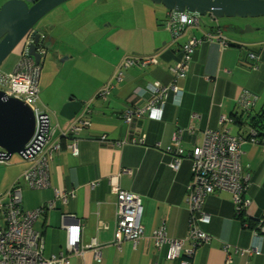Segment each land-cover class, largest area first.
I'll return each instance as SVG.
<instances>
[{
	"label": "crops",
	"instance_id": "1",
	"mask_svg": "<svg viewBox=\"0 0 264 264\" xmlns=\"http://www.w3.org/2000/svg\"><path fill=\"white\" fill-rule=\"evenodd\" d=\"M123 1L130 4L132 11L129 24H122L124 17L121 15L120 24L105 20V26H98V21L107 13L102 6L108 0H89L85 5L97 7L92 8L90 16L83 12L62 21V9L53 14L45 29L37 28L48 48L41 63L40 79L47 63L62 69L65 64L62 56L70 58L73 46L63 41L65 34L73 32L70 24L90 23L95 29L104 28L106 39L112 35L116 39L113 47L103 39L86 45L92 62L89 66L97 71L94 75L100 74L95 83L88 85L89 79L85 81L81 72L75 71L77 76H72L71 85L59 92L52 88L43 90L39 85L38 98L42 103L38 108L49 115L50 121L51 115L55 116L51 126L57 137L62 138L63 129L71 123L58 116L70 97L82 101L83 108H88L90 125L79 133L86 137L77 139L78 154L68 147L71 138L62 140V148L49 160L47 187L35 189L22 182V206L26 210L46 207L34 222L44 242L46 257L66 250L65 226L79 222L81 245L86 250L82 254L68 253V264H179L177 258H169L167 244L161 248L156 246L153 232L164 226L171 238L182 239L188 235L191 213L186 197L192 179L189 152L201 145L203 131L206 128L227 129L231 134L247 136L253 128V120L263 113L264 18L219 21L210 16L174 39L169 30V10L150 0ZM82 18H88L86 24ZM244 24H250L253 30L243 34L234 31V26ZM218 28L229 45H222L216 38ZM206 33L213 36L203 38L192 54L187 74L178 79L183 88L181 99L174 101L170 97L163 105L160 120L143 114L127 122L125 110L144 106L152 100L147 93L149 83L173 81L170 68L180 60L182 45L189 38H202ZM251 51L257 54L256 61L250 59ZM126 56H156L158 63L128 67L118 81L114 74ZM254 64L256 68L252 67ZM108 82H114L113 88L106 96H98ZM244 90L255 96L247 110L237 103ZM222 116L226 120L222 121ZM179 130L183 133L182 146L186 155L175 169L170 166L172 158L165 148L174 132ZM144 134V143L133 142ZM102 135L106 136V141L100 140ZM121 140H128V143L110 144ZM242 150L241 160L250 180L246 194L251 204L243 217L236 216L230 193L209 194L204 211L210 216V222L201 223L200 228L210 234L212 240L196 248L190 257L191 264H264V232L259 238L253 236V228L264 217V144L244 142ZM7 161L0 162V198L32 164V160L22 157ZM115 188L137 194L142 200L145 233L136 244L128 240L115 241ZM245 222L249 227L244 226ZM2 223L0 215V225ZM94 242L98 245L88 248ZM256 242L261 251L259 255L241 257L236 252L235 247L246 248ZM225 244L233 247L226 252ZM94 247L100 250V260L95 258ZM190 247L186 241L182 252Z\"/></svg>",
	"mask_w": 264,
	"mask_h": 264
},
{
	"label": "built area",
	"instance_id": "2",
	"mask_svg": "<svg viewBox=\"0 0 264 264\" xmlns=\"http://www.w3.org/2000/svg\"><path fill=\"white\" fill-rule=\"evenodd\" d=\"M199 24L200 18L197 14L178 11H170L169 13V30L174 39L179 37L188 27L198 26ZM205 36L211 38L213 35L206 33L202 38L191 37L182 45L180 60L170 68L173 73V81L169 84L149 83L147 93L152 96V100L144 106L127 109L124 113V119L127 122H130L135 116L143 114H147L150 119L160 120L163 114V105L166 101L170 97L174 101L181 99L183 88L179 86L178 79L187 74L192 54L195 48L202 43ZM216 38L222 45H229L219 28L216 30ZM31 40L30 35L25 38L21 60L14 70L0 75V85L2 86L0 88L11 96L26 100L34 108L37 118L35 134L26 145L27 149L24 153L26 158L32 159L33 162L0 198V215L4 221V225L0 226V264H68V253L82 254L86 250L81 245L80 223L75 222L65 226L67 233L66 250H61L58 254L46 257L43 254L44 242L41 234L34 228L35 220L44 212L46 207L26 210L22 206V182L35 189L47 187L49 185V160L56 151L62 148V140L56 136L55 129L51 125L46 132H43L42 135L39 134L45 116L43 115L44 112L35 106L34 101L38 97L41 66L27 53V44ZM41 51L44 52V48ZM249 57L256 61L257 54L251 51ZM156 63H158L156 56H126L116 69L114 78L118 81L121 80L123 71L133 65L146 66ZM252 67L256 68L257 65L254 64ZM113 83L108 82L99 91V94L106 96L113 88ZM252 100H255V96L248 90H244L237 99V103L243 109H249L252 106ZM88 112V108L84 107L69 126L63 129V136L67 137L69 134L76 136L81 133L83 128L90 124L87 117ZM221 120H226V117L222 116ZM182 135L181 130L174 132L172 140L175 149L172 151L170 146L166 148L167 152H174L175 154V159L170 163V166L175 169H178L181 163L183 153L181 148ZM145 138L146 135L144 134L138 141L133 139V142H144ZM100 140L106 141V136L102 135ZM244 142L264 144V135L259 138L254 129L247 136L231 134L227 129L206 128L203 131L201 145L196 146L193 150V178L187 186L186 201L191 213L188 235L182 239L171 238L164 226L153 232L156 246L161 248L167 244L169 246V258H177L179 264H191L190 257L196 248L212 240V236L200 228L201 223L210 222V216L204 211L205 200L210 193L218 190L230 193L233 197L232 201L236 216L244 215L250 206L251 199L244 196L250 185L249 175L245 172V166L241 160ZM115 143L123 145L128 143V140L111 142L110 144L115 145ZM68 147L74 154H78L76 138L70 141ZM4 160L7 159L0 153V161ZM93 185H95V182ZM115 191L117 194V204L114 212L117 223L115 241L121 243L128 240L136 244L145 233L142 220V200L139 195L126 190L115 188ZM47 207L50 208L51 204H48ZM244 226L249 227L247 222L244 223ZM263 232L264 217L258 221L257 227L253 228V236L259 238ZM186 241H189L191 247L185 249L183 253V246ZM96 245L98 244L94 242L88 248ZM232 247L225 244L224 250L228 252ZM235 248L241 257H252L261 253L257 242L246 248ZM94 252L96 260H100L98 247H94Z\"/></svg>",
	"mask_w": 264,
	"mask_h": 264
},
{
	"label": "water",
	"instance_id": "3",
	"mask_svg": "<svg viewBox=\"0 0 264 264\" xmlns=\"http://www.w3.org/2000/svg\"><path fill=\"white\" fill-rule=\"evenodd\" d=\"M68 0H8L0 7V66L14 48L30 34L32 40L27 44V53L40 64L48 48L42 35L33 31L37 22L47 13ZM162 5L169 11L188 12L198 16L214 18H255L264 17V0H150ZM239 34L253 30L250 24L234 26ZM31 36V35H30ZM25 45V44H24ZM45 46V47H44ZM44 48V52L41 49ZM22 50L23 47H22ZM83 102L70 97L62 106L59 114L72 122L83 109ZM39 134L51 125L47 113ZM37 127L36 113L26 100L9 95L0 88V153L9 160L13 154L26 158V145L35 134ZM63 136V134H62ZM86 137L77 134L74 138Z\"/></svg>",
	"mask_w": 264,
	"mask_h": 264
},
{
	"label": "rangeland",
	"instance_id": "4",
	"mask_svg": "<svg viewBox=\"0 0 264 264\" xmlns=\"http://www.w3.org/2000/svg\"><path fill=\"white\" fill-rule=\"evenodd\" d=\"M8 0H0V7ZM89 1V0H68L61 5L57 6L56 10H52L49 13H47L44 17H42L37 24L34 26V29H37L39 27H42L45 29L47 22L51 21L53 19V14L60 12L62 9L63 16H62V21L71 16L75 17L78 15H81L86 13L89 15V13L92 11V8L97 9L96 6L91 7L90 4H86L84 2ZM125 1L123 0H108L107 3H105L103 7V11H107V13L102 17L103 19L98 21V26L102 25L105 26L106 22L105 20L108 21H113L115 24H120L119 18L122 15L124 17L122 24H129L131 21L129 20L132 16V11L130 8V4L124 3ZM55 9V8H54ZM115 15H119L115 16ZM86 16V15H85ZM90 16V15H89ZM80 17V16H79ZM79 17H78V22H79ZM210 18V16H201V20H206ZM256 18V17H255ZM259 18H264V17H259ZM86 24L85 18H82ZM227 17H222V18H217V20H227ZM81 21V20H80ZM90 23L82 26L77 23L70 24L71 30L73 32L63 34V41L65 43H68L69 45L73 46V48L69 51L71 56L70 58L66 59L67 56H62V59H65L63 63L64 67L57 68L54 64H48L47 67L43 68L42 72V77L40 79L39 85L43 90L46 89H51L52 91L59 92V90L65 89V87H68L72 83V76L73 78H76V73L75 71H80L81 74L83 75V78H85V81H87V84L90 85V83H95V81H98L100 78V74L94 75L97 73V71L93 70L90 68L89 64H92L90 62V51L87 48V43L89 44H96L99 40L108 42L110 47H113V43L115 42L116 37L111 36V38L106 39V35L103 34L105 29H101L97 27L95 29L94 25H89ZM83 27V28H81ZM77 30V32H76ZM70 41V42H67ZM74 41V42H72ZM23 41H21L15 48L14 50L7 56V58L3 61V63L0 66V75L1 74H7L5 71H12L16 64L21 60V53H22V47H23ZM61 59V60H62ZM43 62V60H42ZM41 62V63H42ZM40 63V66H41ZM97 63V62H96ZM11 69V70H10ZM94 75V76H92ZM77 85V84H76ZM0 87H2L0 85ZM36 103L40 105L42 102L39 101V98L37 99ZM58 116L61 117L60 114ZM55 116L51 115V121L52 123L55 122ZM14 158H21L19 154H13L11 158L7 161H11Z\"/></svg>",
	"mask_w": 264,
	"mask_h": 264
},
{
	"label": "trees",
	"instance_id": "5",
	"mask_svg": "<svg viewBox=\"0 0 264 264\" xmlns=\"http://www.w3.org/2000/svg\"><path fill=\"white\" fill-rule=\"evenodd\" d=\"M199 18H201L200 16H199ZM200 21H201V19H200ZM194 53V52H193ZM98 96H102V95H100L99 93H98ZM37 99H38V97H37ZM37 99L34 101V104H35V106L38 108V104L36 103V101H37ZM170 99V98H169ZM168 99V100H169ZM167 102V101H166ZM240 107V106H239ZM240 108H242V107H240ZM244 110H247V109H244ZM126 111V110H125ZM125 111H124V113H125ZM81 112V111H80ZM80 114V113H79ZM89 114V113H88ZM78 116V115H77ZM87 117H88V115H87ZM254 122L252 123V129H254L256 132H257V136L260 138V137H262L263 135H264V110H263V113H261L258 117H256L254 120H253ZM90 125V124H89ZM89 125H87V126H89ZM87 126H85L84 128H86ZM83 128V129H84ZM242 136H244V135H242ZM173 137V136H172ZM64 138H71V140L72 139H74V136H73V134H69L67 137L66 136H62V138H61V140H63ZM183 142V141H182ZM144 143V142H143ZM168 146H170L171 148H172V151H174V149H175V146L173 145V140H171V142H170V144L168 145ZM167 146V147H168ZM166 147V148H167ZM166 148H165V151H166ZM181 148L183 149V153H182V155H181V161H182V158L186 155V153H185V150H184V148H183V146H182V143H181ZM195 148V147H194ZM194 148L189 152V157H190V159H191V162H192V154H193V150H194ZM167 152V151H166ZM168 154H170V156H171V161H173L174 159H175V154H174V152H167ZM30 160H32V159H30ZM4 161H6V160H4ZM4 161H0V162H4ZM32 162H33V160H32ZM191 172H192V164H191ZM192 178H193V172H192ZM192 180V179H191ZM248 189H249V187H248ZM248 189H247V191L244 193V196L246 197V198H249L248 196H247V192H248ZM219 191V190H218ZM216 192V191H215ZM214 193V192H213ZM211 194V193H210ZM232 203H233V201H232ZM233 208H234V205H233ZM234 213H235V211H234ZM241 217H243V215L241 216ZM1 219H3L2 218V216H1ZM4 225V221H3V223H2V225H0V226H3ZM168 234V233H167ZM169 236V235H168Z\"/></svg>",
	"mask_w": 264,
	"mask_h": 264
},
{
	"label": "flooded vegetation",
	"instance_id": "6",
	"mask_svg": "<svg viewBox=\"0 0 264 264\" xmlns=\"http://www.w3.org/2000/svg\"><path fill=\"white\" fill-rule=\"evenodd\" d=\"M33 31H37V29H34V28H33ZM30 35H31L30 37H32V38H33V36H34V33H32V34H30ZM42 38H43V37H42ZM24 40H25V39H23V42H24Z\"/></svg>",
	"mask_w": 264,
	"mask_h": 264
}]
</instances>
